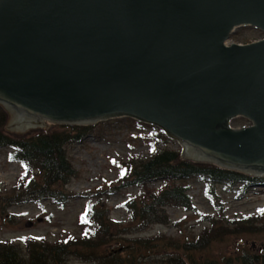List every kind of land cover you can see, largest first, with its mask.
<instances>
[{"label": "water", "instance_id": "water-1", "mask_svg": "<svg viewBox=\"0 0 264 264\" xmlns=\"http://www.w3.org/2000/svg\"><path fill=\"white\" fill-rule=\"evenodd\" d=\"M241 26L264 32V0H0L6 127L126 116L185 159L264 176V38L227 45Z\"/></svg>", "mask_w": 264, "mask_h": 264}, {"label": "rangeland", "instance_id": "rangeland-1", "mask_svg": "<svg viewBox=\"0 0 264 264\" xmlns=\"http://www.w3.org/2000/svg\"><path fill=\"white\" fill-rule=\"evenodd\" d=\"M262 38H264L263 31L252 26H241L234 29L226 43L228 45L231 43L247 44ZM6 112L8 115L7 110ZM132 119L126 116L114 117L89 125L77 123L68 126L45 121L42 126L12 132L6 127L7 118L6 132L15 139L29 137L41 129L50 130L52 127L60 129L61 126H86L89 129L83 134L81 140L66 146L68 161L76 169V175L71 177L67 184L55 186V193H49L55 197L57 200L55 202L47 197L40 200L27 197L39 195L37 192L27 194V190L22 188V184L26 183L28 171L26 174V171L17 163L6 159V149L0 150V208L13 199L11 206L8 205L9 209L7 207L4 212L0 213V242L5 240L20 242L19 239L44 237L47 242L57 244L60 241L66 242L75 239L80 232L77 219L84 209L86 200L78 194H86L87 191L100 190L101 188L109 190L110 186L117 185V179L122 172L121 163L125 164L130 160H134V163L139 162L149 154L147 138L149 136H152L149 139L156 146H165L181 151V146L175 140L165 137L166 142L163 143L162 139L156 135L163 134L158 127L148 125L144 127V130H138L132 123L126 121ZM249 124L250 122L243 117H236L230 121L232 127ZM149 132L151 135L147 136L146 134ZM34 171H36L35 168ZM35 175V180H38V174L35 173ZM185 183L190 188L189 194L192 196L193 204L197 206V211L169 207L167 211L170 219L176 222L175 225L154 224L151 227L135 230L129 236L148 237L163 232L166 238L169 237L170 240L180 244L186 240L196 239L202 231L201 228L209 223L206 217L212 215L214 219L217 218L213 222L212 228L215 231L212 235L216 237L204 243V247L200 250H203L202 252L196 251L197 258L200 254L204 257H229L243 249L257 250L260 253L261 250L258 248L264 247V229L261 228V217L250 218L249 221H252V224L248 227L244 223L239 226L236 224L240 223L242 216L258 213L257 208L264 204V185L252 184L243 186L244 189L240 185H219L218 192L223 202L220 205L221 212H216L207 204L208 201L203 195V185L200 180L192 178ZM158 186L159 183H149L147 187L151 190ZM137 192V187L131 186L123 187L118 193L109 194L106 192L100 195V200L104 201L105 205L98 206L107 209L113 218L128 224L130 213L126 212L121 203L132 195H136ZM19 199H24V201L18 202ZM230 219L233 222H230ZM28 221L31 222V225L26 224ZM211 227V225H206L208 229ZM131 228L133 227L131 226ZM207 231L210 232V230ZM153 242L158 243L153 244ZM151 243L156 248L149 250V254H142L136 258L134 263L180 264L170 261L168 257L173 255L172 247L164 245V248L158 250L157 248L163 244L156 240ZM252 243L255 244L254 247ZM135 252H139V248ZM174 253L179 254L180 250L175 249ZM69 259L72 264H90L83 258L71 256ZM167 259L169 261L165 262Z\"/></svg>", "mask_w": 264, "mask_h": 264}, {"label": "trees", "instance_id": "trees-1", "mask_svg": "<svg viewBox=\"0 0 264 264\" xmlns=\"http://www.w3.org/2000/svg\"><path fill=\"white\" fill-rule=\"evenodd\" d=\"M7 118V112L0 105V150L6 149L8 151L6 157L18 162L26 174L28 171L26 183L22 184V188L27 190V194L37 192L39 195L27 197L37 200L43 197L55 199L49 194L55 193L54 187L67 184L70 178L76 175V169L68 161L66 146L81 140L89 128L52 127L50 130L41 129L29 137L15 139L6 132ZM126 121L132 123L134 127H144L133 120ZM157 135L163 143L166 142L163 134ZM149 152L145 159L139 162L134 163V160H130L125 164L121 163L122 172L117 179V185H109V190L97 189L95 196L98 202L86 203L78 216L80 232L75 239L60 241L57 244L47 242L44 237L24 238L21 242L5 240L0 242V264H72L69 262L71 256L83 258L90 264H136L134 263L136 258L142 254L147 255L150 253L149 250L156 248L152 246L153 240L163 244L157 248L158 250L164 248V245L172 247L173 255L168 257L170 261L180 264H264V249H261L260 253L257 250L243 249L232 256L221 258L204 257L200 254L197 258L196 251H200L206 241L216 237L212 235L215 232L212 229L215 221L212 216H208L209 225L212 226L210 229L203 227L196 239L186 240L180 244L169 237L166 238L163 232L148 237L129 236L135 230L154 224L175 225L176 222L169 217L168 207L194 210L192 197L188 193L189 186L183 183L188 179L196 178L202 182L208 205L216 210H220L221 202H218L217 194L220 183H243L244 186L264 184V178L246 176L209 163L182 159L180 151L169 147L151 144ZM35 173L38 174V180H35ZM149 183H159V186L153 190L143 188L142 192L127 199L123 204L130 213L128 224L114 221L107 209L99 207L105 205V202L100 200L101 194L118 193L123 187H144ZM12 202L13 199L5 206L3 204L0 213ZM256 215L261 216V228L264 229V208ZM250 218L252 219V216H245L236 226L243 223L246 227L250 226L252 224ZM229 221L233 222L231 219ZM155 243L158 242H153ZM138 248L139 252H135ZM175 249H179L180 253L175 254Z\"/></svg>", "mask_w": 264, "mask_h": 264}]
</instances>
